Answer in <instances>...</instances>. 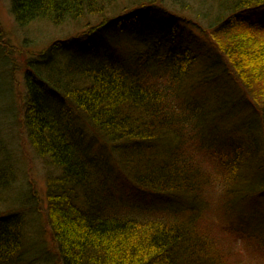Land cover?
Masks as SVG:
<instances>
[{
	"label": "trees",
	"instance_id": "1",
	"mask_svg": "<svg viewBox=\"0 0 264 264\" xmlns=\"http://www.w3.org/2000/svg\"><path fill=\"white\" fill-rule=\"evenodd\" d=\"M9 2L19 26L45 20L72 28L27 59L21 104L27 142L45 168L46 220L61 264H251L231 258L240 254L232 243L241 245L240 237L224 225L221 232L233 236L212 233L210 224L214 208L227 216L264 199V18L254 15L264 0ZM182 28L190 29L186 36ZM116 32L124 33L122 46L109 40ZM154 36L167 50L159 60L149 48L124 50L132 43L156 51ZM106 38L113 48L103 47ZM112 49L124 60L108 56ZM9 69L0 72V114ZM228 73L232 81L223 78ZM76 118L109 148L124 179L169 206L164 219L107 206ZM5 151L0 135V204L12 182ZM207 155L216 160L213 171ZM263 223L256 234L264 236ZM21 226L17 213L0 215V264L32 262ZM242 247L259 249L260 238L259 246Z\"/></svg>",
	"mask_w": 264,
	"mask_h": 264
},
{
	"label": "rangeland",
	"instance_id": "2",
	"mask_svg": "<svg viewBox=\"0 0 264 264\" xmlns=\"http://www.w3.org/2000/svg\"><path fill=\"white\" fill-rule=\"evenodd\" d=\"M254 14L257 19L261 20L264 18V9ZM153 19L162 21V18L158 15L154 16ZM69 27L67 25H51L45 20H37L26 26H19L10 12L9 0H0V45L4 48L1 58L5 64L0 65V72L5 75L7 73L4 72L3 66L4 68H10L9 76L11 77L9 89L7 90L9 97L5 104L6 111L3 110L0 114V135L6 150L3 157L8 160L7 164L12 168V182L10 188L6 189L1 198L0 215L13 212L17 213L21 219L25 259L26 262H29L30 259L32 261L29 264H61V261L46 220L47 179L45 168L27 142L21 121V104L23 93H25L23 71L29 57H31L30 59L34 58L52 41L65 37L72 32L70 30L72 28ZM240 27L245 26L241 25ZM189 30L187 28L183 30L182 28L179 31L186 36V32L188 34ZM130 32L131 30H128V33ZM204 37V35L197 34L193 39H196L198 43H203L205 48H210V44L204 41ZM123 38V32H116L109 40L117 46H122ZM160 39L156 36L151 38V43L155 44L156 51L148 44L132 45V43H130L128 49L124 50L131 49L139 53L140 51L144 52L145 48H149L151 49L150 56L159 60L167 55V50L162 49L158 44ZM103 47L111 49L114 45L109 43L106 38L103 40ZM112 50V52H108V56L113 55L116 60H124L120 50ZM98 53L103 58L106 51L100 49ZM125 55L126 53L124 57ZM133 58H135L134 55L130 57V59ZM223 78L227 79V81L233 80L231 73L226 74ZM223 78L221 82L218 81V84H223ZM226 92H230V90ZM11 96H13V105L10 103ZM70 115L75 118L77 115L76 111L72 109ZM76 123L83 135L81 146L86 152V162L92 168L93 185L96 189H105L108 196H110L107 206L110 209L113 206L124 213V215L138 219H164L170 213L169 206L154 200L151 195L137 189L124 179L116 168L114 155L109 151V148L103 142L94 138L91 130L81 120L76 118ZM205 158L208 161L207 165L210 170H215L216 160L211 155H207ZM236 210V213L225 216L226 214H222L221 209L216 210L214 208L211 212L213 223L211 221L210 224L212 233L219 235L217 233L219 232L221 235L233 236L232 234L221 232L222 225H224L241 239V245L232 243L235 250L243 256L239 253L233 254L231 256L232 259L248 261L251 264H264V236L261 232L256 234L257 232L254 230V228L264 222V199L261 198ZM242 235H245L246 238ZM258 237L260 238L261 248L245 249L242 247L246 241L251 245L257 243L259 246ZM249 253L254 254L256 257L262 256V263L245 257Z\"/></svg>",
	"mask_w": 264,
	"mask_h": 264
},
{
	"label": "bare ground",
	"instance_id": "3",
	"mask_svg": "<svg viewBox=\"0 0 264 264\" xmlns=\"http://www.w3.org/2000/svg\"><path fill=\"white\" fill-rule=\"evenodd\" d=\"M79 151V150H78ZM89 168H90V170H92V168L90 167V165H89ZM0 206H1V204H0Z\"/></svg>",
	"mask_w": 264,
	"mask_h": 264
}]
</instances>
